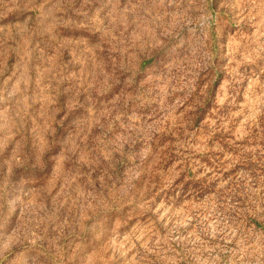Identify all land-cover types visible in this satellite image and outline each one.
<instances>
[{
  "label": "rangeland",
  "instance_id": "obj_1",
  "mask_svg": "<svg viewBox=\"0 0 264 264\" xmlns=\"http://www.w3.org/2000/svg\"><path fill=\"white\" fill-rule=\"evenodd\" d=\"M0 264H264V0H0Z\"/></svg>",
  "mask_w": 264,
  "mask_h": 264
}]
</instances>
